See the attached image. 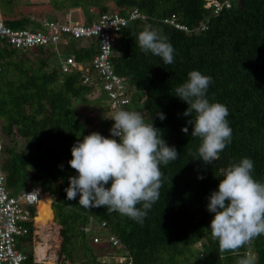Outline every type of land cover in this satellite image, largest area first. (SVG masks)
I'll return each instance as SVG.
<instances>
[{"label":"trees","instance_id":"obj_1","mask_svg":"<svg viewBox=\"0 0 264 264\" xmlns=\"http://www.w3.org/2000/svg\"><path fill=\"white\" fill-rule=\"evenodd\" d=\"M228 1L231 5L216 13L207 0H53L48 8L41 4L35 9H25L19 0H0L1 16L14 29L67 20L73 8L84 12L85 24L103 13L126 15L138 8L145 18L115 33L112 64L127 82L129 110L140 111L178 153L175 161L160 165V198L142 223L109 213L106 207L82 208L79 194L68 200L69 177L78 175L68 163L72 146L94 131L109 136L114 121L108 119L112 115L99 84L92 82L95 75L84 82L83 70L64 71L61 61L74 56L88 64L98 52V39L64 36L56 45L18 48L0 37L1 166L6 189L17 195L35 186L55 196L52 205L51 198L40 199L35 225L55 223L58 229L49 236L33 231V226L17 242L26 264H40L49 257L54 264H236L238 257L231 252L219 253L210 231L215 214L207 205L223 179L220 169L244 157L254 162L253 177L264 182V0ZM173 13L188 29L164 21ZM145 26L173 45L172 64L141 51L138 33ZM192 70L212 77L207 98L228 107L233 129L220 159L207 165L196 155L201 140L191 135L192 117L183 115L189 105L175 93ZM158 113L166 118L161 120ZM110 186L111 182L106 185ZM30 209L36 213L35 206ZM98 235L102 241L94 240ZM111 235L119 246L109 240ZM42 238L48 242L46 249ZM247 250L256 255V264H264V235L239 251L242 255ZM118 253L128 260L104 258Z\"/></svg>","mask_w":264,"mask_h":264},{"label":"clouds","instance_id":"obj_2","mask_svg":"<svg viewBox=\"0 0 264 264\" xmlns=\"http://www.w3.org/2000/svg\"><path fill=\"white\" fill-rule=\"evenodd\" d=\"M138 45L165 64L174 62L173 45L151 26L138 33ZM211 83V76L192 70L187 81L175 88L176 96L189 105L183 115L192 117L188 121L193 125L191 135L201 140L196 155L206 165L220 159L233 133L228 107L207 98ZM158 116L166 118L163 113ZM108 119L114 121L113 138L94 131L72 146L68 163L78 175L69 177L67 199L74 200L79 194L82 208L106 207L109 213L118 212L142 223L160 198L164 176L160 165L175 161L178 153L163 139L160 129L145 122L140 111L117 108ZM182 131L187 133L188 128ZM253 170L254 162L248 157L221 168L219 177L223 179L208 198L207 210L215 214L210 223L212 238L218 241L221 256L231 252L238 257L236 264H256L251 250L242 255L239 250L264 235V182L253 177ZM109 182L111 186L106 187Z\"/></svg>","mask_w":264,"mask_h":264},{"label":"built area","instance_id":"obj_3","mask_svg":"<svg viewBox=\"0 0 264 264\" xmlns=\"http://www.w3.org/2000/svg\"><path fill=\"white\" fill-rule=\"evenodd\" d=\"M231 3L226 0H207V6H212L216 13L224 7H229ZM145 18V15L135 8L126 15L118 12H107L100 15L98 20L91 24L80 23L72 20H45L43 28H20L14 29L5 24L0 16V37L5 38L10 44L18 48H31L40 45L58 44L64 36L77 39L82 37H96L99 49L92 61L88 64L77 62L74 56L62 59L64 71L73 68L84 71V82L92 81V75L96 80L92 82L99 84V92L104 94L111 115L117 108L129 110L131 102L128 85L124 77L115 72L112 64L113 46L115 33L130 21ZM165 22L174 25L179 29H188L187 25L180 22L176 14H171L164 19ZM204 28V26L202 25ZM111 137V133L109 136ZM117 140L118 137H115ZM3 140L2 124L0 122V264H26L27 256L17 249V239L21 236L29 235L31 227L35 224L39 201L43 194H48L52 201L55 196L41 187H31L22 190L17 195H11L6 189L5 174L2 170ZM37 206L36 213H32L30 207ZM103 223L102 225H104ZM35 231V230H33ZM95 241H102L101 235L95 236ZM109 240L114 246H119V240L111 235ZM126 261V254L105 255L104 258ZM40 264H54V262L42 261Z\"/></svg>","mask_w":264,"mask_h":264},{"label":"rangeland","instance_id":"obj_4","mask_svg":"<svg viewBox=\"0 0 264 264\" xmlns=\"http://www.w3.org/2000/svg\"><path fill=\"white\" fill-rule=\"evenodd\" d=\"M19 1L21 2L20 4L23 7H25V9H35L37 7L39 8V6H41V4L44 5L45 8H48L49 7V3L48 2L53 1V0H22V1L19 0ZM84 15H85L84 12H81V10L79 8H73L72 10L69 11L68 19L72 20V21L84 23L85 22L84 18H83ZM30 28L34 29L35 27H30ZM83 43L86 44L87 42L85 41ZM130 107H134V105L131 104ZM35 208H37L36 205H35ZM37 229L39 231H41V233L44 232L46 235L50 236L53 231L58 229V226L55 223L51 227H46V225L39 224V225H37ZM20 238L21 237H19L17 239V242H19V243H21V241H23V239H20ZM43 240H45L43 245H44V248L46 249V247H48V244H47L48 242L46 241V238H44ZM105 259L108 260V261L111 260L110 257H107ZM47 261L53 262L54 259L52 257L51 258L49 257Z\"/></svg>","mask_w":264,"mask_h":264},{"label":"crops","instance_id":"obj_5","mask_svg":"<svg viewBox=\"0 0 264 264\" xmlns=\"http://www.w3.org/2000/svg\"><path fill=\"white\" fill-rule=\"evenodd\" d=\"M22 1V0H21ZM0 16H1V13H0ZM2 17V16H1ZM38 211V210H37ZM53 211V210H52ZM53 216H54V213H53ZM34 230L37 231V226L34 224Z\"/></svg>","mask_w":264,"mask_h":264},{"label":"bare ground","instance_id":"obj_6","mask_svg":"<svg viewBox=\"0 0 264 264\" xmlns=\"http://www.w3.org/2000/svg\"><path fill=\"white\" fill-rule=\"evenodd\" d=\"M43 197H49V198H51L48 194H43V195H42V198H43Z\"/></svg>","mask_w":264,"mask_h":264}]
</instances>
